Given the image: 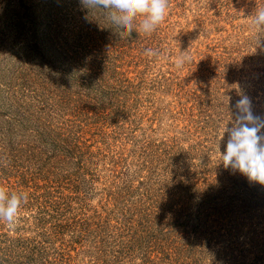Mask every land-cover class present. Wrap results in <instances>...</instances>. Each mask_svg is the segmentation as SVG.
<instances>
[{"label": "trees", "instance_id": "1", "mask_svg": "<svg viewBox=\"0 0 264 264\" xmlns=\"http://www.w3.org/2000/svg\"><path fill=\"white\" fill-rule=\"evenodd\" d=\"M53 31L45 41L59 64L34 61L0 75V185L28 193L16 226L0 221V264H240L239 238L264 239V186L223 166L226 145L215 148V130L187 149L140 143L132 161L117 155L127 137L103 113L130 84L121 46L109 48L107 34L90 27ZM251 60L264 71V44ZM56 70L60 77L48 74ZM222 88L212 87L199 120L205 132L209 121L232 126L241 95L264 117L256 91ZM96 135L112 142L98 146ZM99 194L96 209L89 200Z\"/></svg>", "mask_w": 264, "mask_h": 264}, {"label": "rangeland", "instance_id": "2", "mask_svg": "<svg viewBox=\"0 0 264 264\" xmlns=\"http://www.w3.org/2000/svg\"><path fill=\"white\" fill-rule=\"evenodd\" d=\"M261 7L264 0H169L166 20L155 32L140 33L139 39L126 42L122 35L118 39L110 33L115 28L108 19L109 10L88 9L81 0H0V44L7 48L5 55L0 54V68L9 70L0 75L16 76L11 68L34 61L59 64L58 57L50 58L45 41L53 29H99L107 34L109 48L121 46L120 54H112L123 58L121 70L127 72L124 77L130 81L103 113L109 114L108 124L111 119L115 121L110 128L117 124L122 137H127L121 139V145L116 142L117 155L132 161L140 143L163 147L162 143L175 146L178 142L187 149L198 140L212 139L214 130L215 148H221L228 138L222 125L209 121L205 126L213 124L212 132H205L199 120L207 113L212 87H223V91L242 86L264 97L262 65L251 60L264 44V32L251 26L252 16ZM36 37L43 38L41 43ZM98 42L88 40L90 45ZM148 48L159 50L160 58L146 56ZM182 53L189 55L191 62L177 70L174 62ZM137 71H143L142 82L135 79ZM48 74L62 75L60 70ZM110 128L104 130L110 133ZM94 138L98 146L112 142L99 135ZM155 150L160 151L158 147ZM68 193L72 194L65 190ZM101 203L100 194L89 200L96 209ZM263 240L252 239L248 233L239 238L240 264H264V251L260 252Z\"/></svg>", "mask_w": 264, "mask_h": 264}, {"label": "clouds", "instance_id": "3", "mask_svg": "<svg viewBox=\"0 0 264 264\" xmlns=\"http://www.w3.org/2000/svg\"><path fill=\"white\" fill-rule=\"evenodd\" d=\"M81 3L88 9L109 10L108 19L115 27L124 29L122 36H131L134 29L151 35L165 22L169 10V0H81ZM251 26L264 32V7L256 10ZM144 54L152 58L161 56L159 50L152 48L146 49ZM189 62L191 57L182 53L175 59V68L181 70ZM235 109L232 126L225 129L228 134L225 150L220 152L223 166L264 186V117L253 113L252 102L246 95L236 101ZM27 202V192L9 193L0 185V221L14 228Z\"/></svg>", "mask_w": 264, "mask_h": 264}]
</instances>
